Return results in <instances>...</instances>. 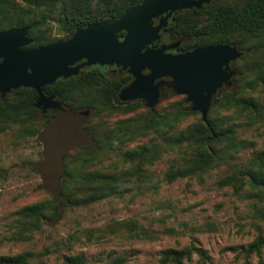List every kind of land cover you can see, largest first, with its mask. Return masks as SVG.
Masks as SVG:
<instances>
[{
  "label": "trees",
  "instance_id": "trees-1",
  "mask_svg": "<svg viewBox=\"0 0 264 264\" xmlns=\"http://www.w3.org/2000/svg\"><path fill=\"white\" fill-rule=\"evenodd\" d=\"M142 1L0 0V31L26 28L32 42L24 48H34L67 39L89 24L114 21ZM53 28L57 35L52 33ZM166 32L180 42L178 51L217 43L237 47L242 53L232 62L236 74L230 81L234 85L221 87L213 96L205 121L200 116L183 127L186 118L196 113L184 95L165 108L147 106L140 113L143 101L117 100L118 90L131 79L126 72L122 76L107 75L104 68L94 65L43 86L44 93L55 95L67 111L88 109L97 120L85 125L92 143L75 145L61 154L58 194L13 211L19 236H28L44 223H55L67 208L86 207L119 196L126 184L142 188L145 182L148 187H156L159 181L171 183L185 177L202 180L214 169L222 172L217 180L219 186H231L235 191L246 187L250 194L264 198V148L257 149L252 139L239 135L242 125L234 117L244 116L247 125L257 121L264 124V0H210L200 8L178 9ZM123 35L124 31L117 33L119 38ZM174 94L170 88L163 91V97ZM36 97L31 87L0 93V132L19 123L22 132L36 134L37 120L55 117L52 112L41 114L35 106ZM219 109L231 110L233 115H219ZM114 113L131 115L106 124ZM147 136L148 142L127 147L135 139ZM247 149L250 154L243 160L241 154ZM113 154L116 160L102 165V160ZM166 155L170 156L169 163L159 179L149 168ZM105 228L130 238L153 239L158 233L134 218L114 220ZM262 247L264 236L259 233L241 252L247 256ZM193 253L199 256L197 264L209 261L204 251L191 245L160 251L158 264H185ZM35 255L32 251L0 255V264H30ZM127 260L123 255L113 256L106 264H126ZM63 262L95 264L83 254L69 253L63 255Z\"/></svg>",
  "mask_w": 264,
  "mask_h": 264
},
{
  "label": "rangeland",
  "instance_id": "rangeland-1",
  "mask_svg": "<svg viewBox=\"0 0 264 264\" xmlns=\"http://www.w3.org/2000/svg\"><path fill=\"white\" fill-rule=\"evenodd\" d=\"M52 33L57 35V30L53 28ZM182 97L174 94L167 98L162 94L154 108H165ZM147 108L144 105L138 113ZM85 111L79 117L69 113L51 120L41 118L34 123L38 128L36 134L22 132L19 123L0 132V255L32 251L36 255L30 264H64L63 255L67 253L83 254L95 264H106L119 255L127 257L126 264H158L160 251L193 245L208 255L207 264H264V247L247 256L241 252L259 233L264 236V198L250 194L246 187L235 191L231 186H219V169L204 175L202 180L185 177L171 183L159 181L156 187H148L145 182L142 188L126 184L119 196L86 207L67 208L55 223H44L28 236H19L13 211L50 194L57 195L62 175L61 154L75 145L92 143L85 125L97 119L93 111ZM195 112L182 127L201 116L199 111ZM218 114L233 115L225 109H219ZM128 115L131 114L114 113L106 124ZM234 117L242 125L239 135L252 139L257 149L264 148V124L257 121L247 125L244 116ZM148 138L135 139L127 147L146 143ZM250 149L241 154L243 160ZM110 157L104 158L102 165L117 158L115 154ZM169 157H162L149 168L154 176H163ZM128 218L156 229V238H130L105 228L114 220ZM198 258L193 253L185 264H197Z\"/></svg>",
  "mask_w": 264,
  "mask_h": 264
},
{
  "label": "water",
  "instance_id": "water-1",
  "mask_svg": "<svg viewBox=\"0 0 264 264\" xmlns=\"http://www.w3.org/2000/svg\"><path fill=\"white\" fill-rule=\"evenodd\" d=\"M209 1L143 0L114 21L89 24L67 39L34 48H24L32 42L26 28L0 31V93L31 87L37 93L35 106L43 112L50 109L57 116H84L87 111L66 112L55 95L44 93L43 86L76 75L84 66L116 64L133 76L121 90V100L144 97L153 109L160 100L155 81L169 77L173 91L185 95L191 110L199 111L205 121L213 96L236 74L232 62L242 52L221 43L177 53L166 50L174 44H150L160 38L159 32L174 11L200 8ZM163 13L166 15L154 24L153 19ZM120 31H125L122 39L117 36ZM145 69L148 73H143Z\"/></svg>",
  "mask_w": 264,
  "mask_h": 264
},
{
  "label": "flooded vegetation",
  "instance_id": "flooded-vegetation-1",
  "mask_svg": "<svg viewBox=\"0 0 264 264\" xmlns=\"http://www.w3.org/2000/svg\"><path fill=\"white\" fill-rule=\"evenodd\" d=\"M177 11V10H176ZM175 12V11H174ZM173 12V13H174ZM172 13V14H173ZM172 14L168 17V19H167V24L161 29V31L159 32L160 33V38L159 39H157V40H155V41H153V43L152 44H150V46L151 47H160V46H171V45H173L174 44V46H173V48H169V49H166L167 51H169V52H172V53H177V52H184V51H178L177 50V47L179 46V44H180V42H177L175 39H172V38H170V37H168V34H167V32H166V28H167V26H168V24H169V21H170V19H171V16H172ZM166 15V13H163V14H161V15H159L158 17H155L154 19H153V22H154V24H157L159 21H160V18H161V16H165ZM124 35H125V31H124ZM124 35H123V37H124ZM122 37V38H123ZM122 38H120V39H122ZM188 51V50H187ZM94 65H99V64H94ZM94 65H90V66H84L83 68H81L80 69V71L81 70H83V69H87V68H90V67H92V66H94ZM99 66H101L102 68H104V73L105 74H109V75H113V76H122L125 72L126 73H129L128 72V69L127 68H123L121 65H116V64H112V65H99ZM80 71H79V73H80ZM78 73V74H79ZM143 73H148V70L147 69H145L144 71H143ZM130 75H131V79H130V81L127 83V84H125V85H123L119 90H118V92H117V94H116V98H117V100H121L120 99V92H121V90L123 89V88H125L132 80H133V76H132V74L131 73H129ZM77 75V74H76ZM74 76V75H73ZM155 83L157 84V89L159 90V93H160V97H161V95L163 94V91L165 90V89H171L172 91H173V89H172V84H171V82H170V78L169 77H162V78H158L156 81H155ZM228 86H230L228 83H223L222 84V88H226V87H228ZM221 87L217 90V92L216 93H218V91L221 89ZM47 95H52V94H47ZM136 99H138V100H141V101H143L144 102V104H145V101H146V98H144V97H137V98H133L132 100H136ZM124 101V100H123ZM146 105V104H145ZM147 106V105H146ZM38 109H39V111L40 112H42V113H45V112H43V111H41V107H37ZM66 110V109H65ZM52 113H54L53 111H51ZM66 112H70V111H67L66 110ZM54 115L55 116H57L55 113H54Z\"/></svg>",
  "mask_w": 264,
  "mask_h": 264
}]
</instances>
